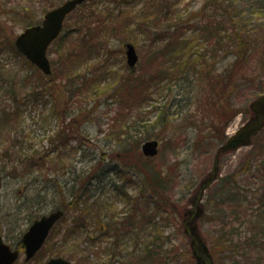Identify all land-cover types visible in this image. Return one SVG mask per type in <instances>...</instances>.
Returning a JSON list of instances; mask_svg holds the SVG:
<instances>
[{
    "label": "rangeland",
    "instance_id": "obj_1",
    "mask_svg": "<svg viewBox=\"0 0 264 264\" xmlns=\"http://www.w3.org/2000/svg\"><path fill=\"white\" fill-rule=\"evenodd\" d=\"M67 1L0 0V27L3 25L6 28L5 35L15 44L17 37L28 27L41 23L49 10ZM155 1L158 0H88L74 12L67 19L62 39L49 49L56 79L63 85L61 89H51L47 79L36 83L40 79L39 73L23 56L8 48L0 52V66L13 73H5L0 79L2 105L16 108L5 95L11 83L17 85L15 91L20 102L19 117L7 124V128L0 127V235L13 249H20L22 237L34 220L58 208L66 210L65 218L29 264H45L59 257L56 255L70 260L72 264L78 263L71 244L64 246L65 233L73 218L77 217L76 207L71 205L75 194L80 197L78 200L83 201L80 209L87 212L82 240H88V235L98 234L100 230H107L111 221L123 222L122 219L131 214L130 205L136 202L139 207L135 215L139 219L143 213L156 216L155 227L148 224L140 227L137 224L132 235L125 226H120V249L113 257L115 264H127L130 254L136 251L142 254L147 247L153 246L156 237L157 246H163L161 251L167 258L164 264H199L184 230L183 222L188 213L181 212L184 209L192 211L196 191L200 183L211 176L220 148L253 117L250 105L264 95V76L258 75L260 79L254 84L243 83L231 95L232 106L239 110L232 119H228L226 110H221L226 107L232 90H209L206 84H202L206 77L203 72V82L197 76L188 80L155 82L147 90L131 93L129 87L122 90L121 85L129 79L140 75L151 77L165 69L154 59L147 62L153 52L164 46L158 38L168 42V37L152 34L158 27L152 18L156 15L166 20L169 18L168 24L160 26L182 27V32L189 36L196 26L189 20L198 16L209 0H165L163 7L158 9L161 11L151 13ZM221 2L228 9L230 4L239 6L248 17L257 11L252 18L254 27L264 30V0ZM24 6L28 8L27 13L15 11V8L21 10ZM93 11L96 16L90 21L89 32L92 40L88 38L87 41H91L88 46H92L95 53L75 56L76 45L85 35L78 32L79 21ZM129 43L136 48L139 56L135 69H130L127 64L124 45ZM86 51L90 50L87 48ZM218 61L215 68L211 67V74L212 71L225 70L233 62L232 58L227 61L220 58ZM69 74L73 75V80L86 76L84 82L82 79L80 83H75L82 84L81 92L64 87L70 82ZM23 82L27 86L24 90L39 87L42 92L40 100L23 93ZM117 92L120 94L117 95ZM73 94L77 96L71 98ZM14 110L11 113L17 112ZM75 116H81L78 133L69 129L71 118ZM158 116L164 117L166 124L153 126ZM122 127L128 128L131 134L125 136ZM64 129L69 140L68 147L63 151L60 148L56 150L52 138ZM147 130L156 136L151 140L160 141L159 153L153 159L146 158L142 152V145L148 141L143 137ZM125 138L129 139V143L122 142ZM251 148L221 154L220 179L207 191L203 205L219 189L223 178L245 165ZM8 150L12 151L10 155L13 159L5 156ZM20 152L50 156L45 157L49 160L48 164L31 172L20 162ZM58 152L63 155L56 164ZM153 171L162 177L171 176L172 182L163 192L174 203L175 214L168 209L157 210L158 199L145 185L147 176ZM95 204L100 205L97 211L93 207ZM198 225L197 232L201 229L200 223ZM211 231L209 226H205L202 234ZM105 233L100 236L101 251L114 239L113 233ZM134 236L138 237L137 243ZM21 251L18 264H25V255ZM109 255H101L102 264H109ZM72 256L76 260L71 259Z\"/></svg>",
    "mask_w": 264,
    "mask_h": 264
},
{
    "label": "trees",
    "instance_id": "obj_2",
    "mask_svg": "<svg viewBox=\"0 0 264 264\" xmlns=\"http://www.w3.org/2000/svg\"><path fill=\"white\" fill-rule=\"evenodd\" d=\"M164 1H155V4L152 5V9L154 10L151 13L161 11L158 9L163 7ZM15 9V11L28 12V8L25 6L21 10L19 8ZM109 13H112V11L109 10ZM257 13V11L254 14L252 12L250 19V17L243 13L239 6L235 7L230 4V9H228L221 0H209L207 5L199 12L198 16L189 20V22H194L196 25L192 31L193 34L189 36H186L182 32V27H173L170 25H163L161 27L160 24H168L171 19L168 18L166 20V18L163 19L156 15L152 19L157 23L155 25L158 27H155L152 34L163 38L168 37V42L165 39L158 38L159 43H164V46L156 52H153L147 62L154 59L160 66L165 67V69L155 72L151 77L140 75L129 79L121 85L122 90L125 87H129L131 93L136 90H147V87L155 82H174L181 79L188 80L189 77L196 78L197 76H200V80L203 82V73H205V81L202 84H206L209 90H232L229 92V101L226 102V107H222L221 109L222 111L226 110L228 119H232L239 113V110L232 106L231 95L234 91L240 89L243 83L254 84L260 79L258 75L264 76V30L254 27L256 25L252 21L253 16ZM85 16L81 17L79 21L80 27L78 29L79 33H84L85 35L82 40H79V45H76V49L73 52L75 56L77 54L80 57L93 52L92 46H88V43L92 40L91 36L89 37L91 28L90 21L96 16V12L93 11L91 14ZM143 26L146 27L145 24ZM5 29L3 25L0 27V40L4 41L0 43V52L8 48L15 54L22 56L16 49L13 40L5 35ZM197 31L198 33H196ZM88 38L90 39L89 41H87ZM87 48L90 51H86ZM220 58H223L224 61L232 58L233 62L225 70L221 72L212 71L211 74V67L215 68L219 64L218 60ZM28 64L39 73L40 77L38 78L40 79L35 81L36 83L40 84L43 79H47V83L51 89L56 90L63 87V85L58 83L54 70L53 74L47 77L31 63L28 62ZM5 73L13 74L9 70L5 71L4 67L0 66V79ZM255 76L257 77L256 79ZM29 77L26 76L25 78L30 79ZM69 79L70 82H67L69 84H64V87L69 86L72 90L81 92L79 89L82 84L75 83H80L82 79L84 82L86 76H78L77 79L73 80V75L69 74ZM25 81L27 82V80ZM24 82L23 93L32 96L34 100H37V97L40 100L39 97L42 92L38 90L39 87L35 86L33 90H24L27 87ZM9 87L10 90L5 95L9 97L7 100L12 102L16 108L3 106L4 101L0 98V127L3 128H7V124L13 122L14 118L17 119L19 117L18 104L20 102L17 98L18 92L15 91L17 90V85L11 83ZM122 90H119V92ZM51 91L53 92V90ZM119 92H117V95L120 94ZM75 96L77 95L73 94L71 98H75ZM14 109L17 110L15 114L11 113ZM80 117L75 116L71 118L72 121L69 124V129L73 133H78L80 130V124L78 122ZM165 120L164 117L158 116L153 126L164 125L166 124ZM136 128L137 126L135 125L134 130ZM124 131L125 136L131 134L128 128L122 127V132ZM143 137L151 140V138L156 136L154 132L147 130L143 133ZM125 139L122 142L129 143V139ZM52 141V144L56 145V150L59 148L60 151L66 150L69 142L66 130L57 132L54 138H52ZM15 143L13 144L16 145ZM251 149L245 165L239 171L221 180L219 189L203 205L204 215L197 221V225L200 223L201 226L199 236L209 248L216 264H264V130L254 139ZM11 152V150H8L5 152V156L13 159L10 155ZM62 155V152H58L56 164H58V159L60 157L62 158ZM19 156L17 157L24 165V168H27L31 172L37 167L42 168L43 165L48 164L49 160L45 157H50H40L35 153L22 154L21 152ZM170 182H172L170 175L162 177L161 174L153 171L152 174L147 176L145 185L151 191V195L158 199L156 201L157 210L164 209L167 211L168 209L175 214L174 203L163 192L169 186ZM187 196L189 195L187 194ZM78 198L80 197L75 194L74 202H71V205L76 207L77 217L73 218L72 225L67 229L64 236V246L71 244L70 247L76 254L77 264H102L101 255L103 253L110 254L109 264H115L113 257L115 253H119L121 238L118 230L121 231V227L125 226L128 229L127 232L132 235L135 234V225L137 224L140 227H146L148 224L152 228L157 225L156 216H147V213H143L139 219L135 215L139 205L137 202L134 205H130L129 200L131 214L123 218V222L111 221L108 224L107 230L98 231L99 236H97V233L95 235L87 234L89 239L82 240L84 237L82 228L86 221L87 212L80 209L83 201L78 200ZM99 206L98 204L93 205L96 211L99 209ZM86 207L91 209L89 206ZM212 209L214 210L212 211ZM183 213L186 215L187 209L181 212V214ZM205 226H209L212 231L207 234H202V229ZM104 232H107L105 233L106 235L113 233L114 239L103 247L104 251H101L102 246L99 241L100 236ZM134 237L137 243L138 237ZM156 238L152 243L153 246L151 248L147 247L142 254H137V251L130 254V259L127 264H164L167 258L163 254L164 251H161L163 246L161 248L157 246ZM23 249L21 245L19 250L21 251ZM56 256L61 257V255ZM71 259L76 260L74 256Z\"/></svg>",
    "mask_w": 264,
    "mask_h": 264
},
{
    "label": "water",
    "instance_id": "obj_3",
    "mask_svg": "<svg viewBox=\"0 0 264 264\" xmlns=\"http://www.w3.org/2000/svg\"><path fill=\"white\" fill-rule=\"evenodd\" d=\"M87 0H69L57 9L50 11L41 25L25 30L16 40V48L33 65L39 68L46 76L52 75V66L48 57L50 46L60 37L64 22L68 15L73 13ZM127 63L131 69L136 68L139 56L132 44L125 46ZM253 117L220 148L216 157L211 176L202 182L193 203L189 217L184 221L186 235L191 239L193 256L199 264H215L207 246L201 240L195 222L202 217L201 203L206 191L217 181L219 174V157L221 153L235 152L241 148L250 147L253 138L264 129V95L254 101L250 106ZM145 157L155 158L159 153V142L148 141L142 146ZM63 210H57L36 220L22 238L25 247V263L31 262L42 250L51 230L64 217ZM20 258L19 250H14L6 244L0 236V264H16ZM45 264H72L64 258H55Z\"/></svg>",
    "mask_w": 264,
    "mask_h": 264
}]
</instances>
